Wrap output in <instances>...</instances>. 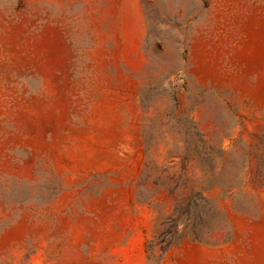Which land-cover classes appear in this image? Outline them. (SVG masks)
<instances>
[{"label": "rangeland", "instance_id": "1", "mask_svg": "<svg viewBox=\"0 0 264 264\" xmlns=\"http://www.w3.org/2000/svg\"><path fill=\"white\" fill-rule=\"evenodd\" d=\"M0 264H264V0H0Z\"/></svg>", "mask_w": 264, "mask_h": 264}, {"label": "trees", "instance_id": "2", "mask_svg": "<svg viewBox=\"0 0 264 264\" xmlns=\"http://www.w3.org/2000/svg\"><path fill=\"white\" fill-rule=\"evenodd\" d=\"M210 204L211 199L205 196L204 192L192 187L188 199L175 209L174 215L164 224L165 232L160 242L164 253L168 252L172 245L185 234L191 233L195 240L200 241V233L208 228L209 218L213 214V206ZM181 224L184 225L182 230L180 229ZM155 246L156 244L153 245Z\"/></svg>", "mask_w": 264, "mask_h": 264}]
</instances>
